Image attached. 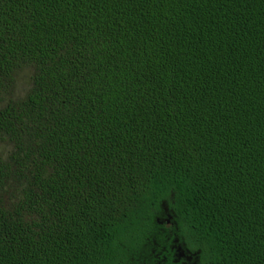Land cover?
Here are the masks:
<instances>
[{"label": "trees", "instance_id": "16d2710c", "mask_svg": "<svg viewBox=\"0 0 264 264\" xmlns=\"http://www.w3.org/2000/svg\"><path fill=\"white\" fill-rule=\"evenodd\" d=\"M0 95V264H264V0H0Z\"/></svg>", "mask_w": 264, "mask_h": 264}, {"label": "rangeland", "instance_id": "374dc122", "mask_svg": "<svg viewBox=\"0 0 264 264\" xmlns=\"http://www.w3.org/2000/svg\"><path fill=\"white\" fill-rule=\"evenodd\" d=\"M29 85H30V80H29L28 71L27 70L21 71L16 78V83H15L12 97L19 98V97L24 96L25 93L28 91ZM3 98L5 97L3 95H0V108L5 103Z\"/></svg>", "mask_w": 264, "mask_h": 264}, {"label": "flooded vegetation", "instance_id": "af4514ba", "mask_svg": "<svg viewBox=\"0 0 264 264\" xmlns=\"http://www.w3.org/2000/svg\"><path fill=\"white\" fill-rule=\"evenodd\" d=\"M172 258L173 262L177 264H194L193 257L189 253L179 250L177 247L173 250Z\"/></svg>", "mask_w": 264, "mask_h": 264}]
</instances>
